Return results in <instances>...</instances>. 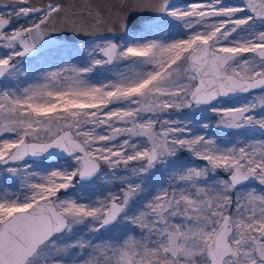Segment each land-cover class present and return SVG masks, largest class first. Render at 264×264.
Returning <instances> with one entry per match:
<instances>
[{
  "label": "snow or ice",
  "instance_id": "obj_1",
  "mask_svg": "<svg viewBox=\"0 0 264 264\" xmlns=\"http://www.w3.org/2000/svg\"><path fill=\"white\" fill-rule=\"evenodd\" d=\"M149 7L143 35L77 46L46 39L59 0L3 5L0 264H264V0ZM161 25L179 38H150ZM210 127L260 137L227 145ZM117 222L121 237L97 235Z\"/></svg>",
  "mask_w": 264,
  "mask_h": 264
},
{
  "label": "water",
  "instance_id": "obj_2",
  "mask_svg": "<svg viewBox=\"0 0 264 264\" xmlns=\"http://www.w3.org/2000/svg\"><path fill=\"white\" fill-rule=\"evenodd\" d=\"M31 2L42 5L48 0ZM183 2L185 0H172L174 4ZM59 3L64 11L49 25L46 36L56 45L139 30L154 15L149 6L154 5L156 0H59ZM6 4L11 6V0H0V9ZM71 21H75L82 30L71 31ZM46 49L48 47L42 51Z\"/></svg>",
  "mask_w": 264,
  "mask_h": 264
},
{
  "label": "rangeland",
  "instance_id": "obj_3",
  "mask_svg": "<svg viewBox=\"0 0 264 264\" xmlns=\"http://www.w3.org/2000/svg\"><path fill=\"white\" fill-rule=\"evenodd\" d=\"M228 3H233L229 0H227ZM185 2L183 3H177V6H181L183 7ZM11 6H9L10 8ZM4 9L1 8L0 11H3ZM20 23H24L23 20L20 21H16L14 22V24H20ZM140 30V29H139ZM139 30H134V31H130V32H126L124 34L121 35H108V36H100V37H96L93 39H89V40H85V41H78V42H69V43H63V44H67V45H91L93 42H102L105 40H113L116 41L118 44L122 43L125 39L128 38V36L132 33H139ZM180 31V29L176 28H170L166 25H161L159 29L154 30L152 36L150 38H156L157 36H159L160 38H165L168 37L169 35H171L173 38H179V36L177 35V33ZM141 35H143L144 33H139ZM60 44V45H63ZM49 48L46 50H43V53H48ZM33 64V66H37L38 62L37 61H32L31 62ZM76 63V61H72V60H63L60 58H52L49 59L46 63H44L43 58H41L39 60V64L43 65V69L44 71H55L58 70L62 67L65 66H69L71 64ZM40 75V73H36V76L38 77ZM104 75H108L111 76L113 75V73L111 71L105 70V69H99L97 70V73L95 74V78L97 79H103ZM21 80H23L24 78L21 77ZM12 83H15V79L12 81ZM259 92L255 93V94H249L248 96H236V97H232V98H223L221 101V105L222 106H228V107H232V106H240L241 104L245 103L247 100L251 99V98H255L257 101H259ZM257 110H259V105ZM188 110L185 109L181 112H173L171 113L173 118H183L185 113ZM216 122V118L213 117L212 119V123L215 124ZM208 134L213 136V137H217L218 138V142L222 143V144H227V145H231L234 144L236 142H243L244 140H249L251 141L252 137L255 136L256 139H259L260 137V133L258 131L256 132H251V131H247L244 129L241 130H234V129H226V128H217V127H210L207 130ZM189 154L187 152H182L180 153V158L184 161V163L186 164H191V165H201L202 162L197 160V159H190L188 158ZM36 171L40 172V169H36ZM43 174V173H41ZM105 178H101V182H103ZM169 180V177L167 175L161 176L159 177V183L162 184H167ZM12 191H16L17 194H19V184L17 183L15 187H13L11 189ZM159 186H157L155 188V192H159ZM69 191H73L72 189H69ZM100 194V189L98 187H93L92 189H90L89 192L85 193V196H93V195H99ZM153 195V192H150L149 190H145L141 196L143 199H150L151 196ZM82 230L84 231L85 235L88 234L87 229L86 228H82ZM125 232H127V226L124 222H117L115 225H110L108 227L107 230H101L100 233H98L97 235H99L101 238L109 240V241H114L115 239L121 237Z\"/></svg>",
  "mask_w": 264,
  "mask_h": 264
},
{
  "label": "flooded vegetation",
  "instance_id": "obj_4",
  "mask_svg": "<svg viewBox=\"0 0 264 264\" xmlns=\"http://www.w3.org/2000/svg\"><path fill=\"white\" fill-rule=\"evenodd\" d=\"M229 1H231V2H233V3H234V2H237L236 0H229Z\"/></svg>",
  "mask_w": 264,
  "mask_h": 264
}]
</instances>
